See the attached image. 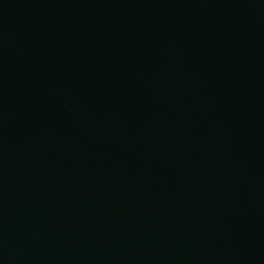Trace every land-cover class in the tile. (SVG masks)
Here are the masks:
<instances>
[{
  "label": "water",
  "instance_id": "water-1",
  "mask_svg": "<svg viewBox=\"0 0 264 264\" xmlns=\"http://www.w3.org/2000/svg\"><path fill=\"white\" fill-rule=\"evenodd\" d=\"M0 264H264V0H0Z\"/></svg>",
  "mask_w": 264,
  "mask_h": 264
}]
</instances>
